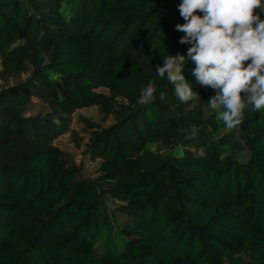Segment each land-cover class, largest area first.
I'll return each mask as SVG.
<instances>
[{"label":"trees","instance_id":"16d2710c","mask_svg":"<svg viewBox=\"0 0 264 264\" xmlns=\"http://www.w3.org/2000/svg\"><path fill=\"white\" fill-rule=\"evenodd\" d=\"M179 3L0 0V80L26 75L0 87V264H30L36 250L67 264L63 252L99 248L101 264L136 262L153 256L154 232L186 250L170 264H223L227 254L264 264V110L228 128L209 108L214 90L195 82L189 45L178 43ZM168 53L185 57L200 98L181 103L156 74ZM148 81L156 99L140 105ZM33 98L47 110L26 114ZM90 106L112 117L80 118L93 178L54 144L69 132L81 147L70 117Z\"/></svg>","mask_w":264,"mask_h":264},{"label":"clouds","instance_id":"9594fccd","mask_svg":"<svg viewBox=\"0 0 264 264\" xmlns=\"http://www.w3.org/2000/svg\"><path fill=\"white\" fill-rule=\"evenodd\" d=\"M177 7L184 21L175 25L184 33L178 43L189 45L195 82L214 90L209 108L228 128L241 122L246 109L264 110V0H180ZM162 60L156 74L172 85L176 98L181 103L200 98L182 72L185 57L168 53ZM156 93L148 81L137 103H152Z\"/></svg>","mask_w":264,"mask_h":264},{"label":"rangeland","instance_id":"374dc122","mask_svg":"<svg viewBox=\"0 0 264 264\" xmlns=\"http://www.w3.org/2000/svg\"><path fill=\"white\" fill-rule=\"evenodd\" d=\"M26 75L21 74L19 76H10L5 79L0 80V87L6 84H11L19 80H23ZM106 92L105 90H102ZM47 110V106L41 101L33 98L31 103L28 105V110L26 114H33L36 112H44ZM81 117L87 118L93 122L100 124L101 126H106L112 122V117H103L99 112L97 107L90 106L82 109H76L70 117V127L82 136L83 140L81 142V147L78 149L74 146L73 142L70 139L69 132H66L60 135L54 142V144L59 147L69 158L70 162L79 165L82 170V174L85 177L93 178L96 175L97 161L90 160L87 155L82 154V150L85 148L84 144L88 139L90 130L81 122ZM107 204L111 209L117 207L118 202L113 200H107ZM115 218L119 224L125 225L128 224L130 218L127 215L122 213H115ZM158 226H162L160 223ZM152 238L154 239V254L151 257L138 258L136 262L125 261L123 264H157V261L161 260L164 264H170V257L176 253L185 252V249L180 248L179 246H174L168 243V239L161 235L160 233H151ZM55 252L54 250H36L32 252V255L28 259L30 264H50L49 254ZM103 254V249L99 248L95 252L86 255L78 256L73 254L70 251L63 252L62 256L66 260L67 264H101V257ZM244 257L242 254L233 255L227 254L224 258L223 264H234L236 258Z\"/></svg>","mask_w":264,"mask_h":264}]
</instances>
